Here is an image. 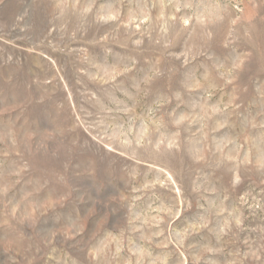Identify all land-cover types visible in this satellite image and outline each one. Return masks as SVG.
Listing matches in <instances>:
<instances>
[{
	"label": "rangeland",
	"instance_id": "374dc122",
	"mask_svg": "<svg viewBox=\"0 0 264 264\" xmlns=\"http://www.w3.org/2000/svg\"><path fill=\"white\" fill-rule=\"evenodd\" d=\"M0 264H264V0H0Z\"/></svg>",
	"mask_w": 264,
	"mask_h": 264
}]
</instances>
